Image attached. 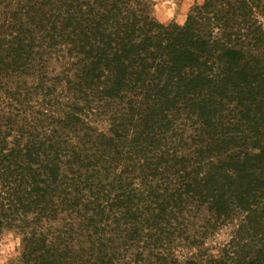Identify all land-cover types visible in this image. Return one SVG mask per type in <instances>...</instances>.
<instances>
[{"label":"trees","instance_id":"obj_1","mask_svg":"<svg viewBox=\"0 0 264 264\" xmlns=\"http://www.w3.org/2000/svg\"><path fill=\"white\" fill-rule=\"evenodd\" d=\"M151 3L0 0V231L23 235L18 264L131 247L143 264H264V0H202L182 24ZM118 166L109 188L90 180ZM190 205L208 217L192 236Z\"/></svg>","mask_w":264,"mask_h":264},{"label":"rangeland","instance_id":"obj_2","mask_svg":"<svg viewBox=\"0 0 264 264\" xmlns=\"http://www.w3.org/2000/svg\"><path fill=\"white\" fill-rule=\"evenodd\" d=\"M151 7H152V13L154 17H156L159 21L162 22H176L178 24H182L186 18V14L190 7L195 3H200L202 0H151ZM182 21V23H181ZM63 66V62L61 59H57L56 57H53L49 63H48V74L54 75L57 72L61 70ZM29 83L32 82V80L28 81ZM0 93H2L0 91ZM1 95V94H0ZM104 117V116H102ZM91 123L95 126H97L101 130H107L108 127V121L105 119H96V121L91 120ZM92 151L90 150L89 153ZM107 165V163L105 164ZM121 166L115 167V168H109V171L103 172L102 169H99L98 173L95 175L94 178H91L90 180L93 181V183L101 184V189H106L109 187H105V184L111 182L114 183V179H116V174L120 171ZM82 172L81 176L84 178L87 172L84 170H80ZM137 172L134 170L130 173H126L123 175V179L125 182H133L134 187H138L141 185L139 182V179L135 178V175ZM109 186V185H108ZM90 193H93L92 188H83L80 190V194L83 196L82 198V204H84L89 199ZM91 197V196H90ZM82 206H78V210L76 212H73L70 214V212H60L59 218L53 222L44 223L43 226H41V230H45L47 225H50L52 227L57 228H67V224L65 222L70 219L68 214L71 215V222L76 228L79 227V221L76 216L78 214L84 213ZM182 216V225L185 228V231L190 236L194 235L195 233L199 232L202 229V226L204 225L205 221L207 220V212L205 209L196 208L194 206H188L181 214ZM22 237L23 235L19 233L16 230H9L6 228H3L0 231V262L2 264H18L21 259V252H22ZM226 238V232L225 230H219L212 238L206 239L207 244H211L212 246H218L221 241H223ZM136 250L131 248H120L119 256H121L119 259L113 260L111 264H143L141 261L136 262L134 261V255H136ZM212 252H216L212 249Z\"/></svg>","mask_w":264,"mask_h":264},{"label":"clouds","instance_id":"obj_3","mask_svg":"<svg viewBox=\"0 0 264 264\" xmlns=\"http://www.w3.org/2000/svg\"><path fill=\"white\" fill-rule=\"evenodd\" d=\"M181 23H182V21H181ZM0 264H2V262H0Z\"/></svg>","mask_w":264,"mask_h":264}]
</instances>
